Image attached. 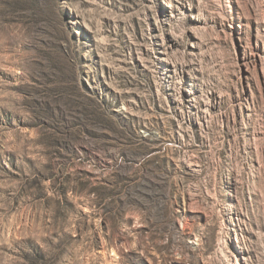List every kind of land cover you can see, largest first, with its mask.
<instances>
[{"label":"rangeland","instance_id":"obj_1","mask_svg":"<svg viewBox=\"0 0 264 264\" xmlns=\"http://www.w3.org/2000/svg\"><path fill=\"white\" fill-rule=\"evenodd\" d=\"M0 264H264V0H0Z\"/></svg>","mask_w":264,"mask_h":264}]
</instances>
